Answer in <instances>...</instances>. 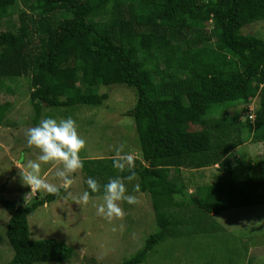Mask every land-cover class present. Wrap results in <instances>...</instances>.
I'll return each mask as SVG.
<instances>
[{"label":"trees","instance_id":"1","mask_svg":"<svg viewBox=\"0 0 264 264\" xmlns=\"http://www.w3.org/2000/svg\"><path fill=\"white\" fill-rule=\"evenodd\" d=\"M262 20L264 0H0V92L27 79L39 116L102 106L101 86L135 89L125 116L136 125L139 193L150 195L158 230L119 264H143L167 240L222 232L213 216L264 205V158L236 156L245 143H264V39L243 34ZM10 105L0 103V126ZM208 169L214 180L189 193L181 172ZM84 170L101 185L118 175L111 158L85 160ZM63 194L37 193L30 204L0 198L10 216L8 264L75 257L64 242L33 240L29 228V217Z\"/></svg>","mask_w":264,"mask_h":264},{"label":"rangeland","instance_id":"2","mask_svg":"<svg viewBox=\"0 0 264 264\" xmlns=\"http://www.w3.org/2000/svg\"><path fill=\"white\" fill-rule=\"evenodd\" d=\"M24 7V4L17 5V8ZM0 30H4V27ZM243 34L264 39V20L246 26ZM205 51L209 52L208 49ZM8 87L12 88L11 91L0 92V103L11 104L5 125L0 126V198L18 202L23 200L27 204L34 200V193L31 194V188L21 178L20 168L28 160H35L39 154L38 150L28 146L25 131L38 126L42 119L59 121L71 117L75 120L78 132L87 145L82 153L84 161L111 158L115 148L120 145H124L125 152L136 154V162L142 160L134 119L125 116L137 101L134 88L125 85L101 86L99 93L109 95L102 106L51 108L43 110L38 116L29 101L27 79L13 82ZM253 102L256 103V100ZM236 156L242 157L245 162H256L264 158V143H245L237 149ZM50 167L42 164V175L46 174L49 182L58 185L59 180ZM214 172L210 169L183 170L181 176L189 193H195L214 180ZM79 177V182L70 189L73 196L89 191L95 197L96 194L91 193L86 185L88 176L84 169ZM126 184L129 194L137 195L141 203H122L121 207L126 213L123 221L109 223L99 216L97 205L102 203L101 200L91 199L88 205H78L74 199L63 198L65 192L61 199L37 209L29 217L32 239L64 242L75 250V257L62 262L35 264H90L92 259L102 264H119L141 251L146 240L158 230L155 212L149 194L133 193L138 178ZM37 193L41 198L48 195ZM9 218L0 203V264H8L14 256L7 237ZM213 219L225 230L200 235L192 240H167L143 264H264V205L231 209L213 216ZM121 224L124 225L123 229L120 228Z\"/></svg>","mask_w":264,"mask_h":264},{"label":"clouds","instance_id":"3","mask_svg":"<svg viewBox=\"0 0 264 264\" xmlns=\"http://www.w3.org/2000/svg\"><path fill=\"white\" fill-rule=\"evenodd\" d=\"M25 136L30 148L38 150L35 160H28L20 168V175L25 185L31 188V194L36 192L61 196L64 190L65 199L71 198L78 205H88L91 199L102 201L97 205V214L109 223L114 220L123 221L125 211L122 203L139 205L141 200L137 195L129 194L127 183L137 180L136 154L132 151L125 152L124 145L115 148V154L111 157L113 167L119 173H127L126 176L117 175L101 185L96 179L88 178L86 183L89 191H84L79 196H73L70 189L79 182V174L84 169L82 153L86 150V141L78 132V125L71 117L59 121L47 118L42 119L38 126L26 129ZM50 165V171L59 180V184L51 183L47 175H42L41 165ZM134 193L140 192L139 184L133 186ZM121 224L120 228L123 229ZM115 231V228L113 229Z\"/></svg>","mask_w":264,"mask_h":264},{"label":"built area","instance_id":"4","mask_svg":"<svg viewBox=\"0 0 264 264\" xmlns=\"http://www.w3.org/2000/svg\"><path fill=\"white\" fill-rule=\"evenodd\" d=\"M254 110H255V107L252 105L250 107V113H249V116H250L251 119H254L255 118Z\"/></svg>","mask_w":264,"mask_h":264},{"label":"crops","instance_id":"5","mask_svg":"<svg viewBox=\"0 0 264 264\" xmlns=\"http://www.w3.org/2000/svg\"><path fill=\"white\" fill-rule=\"evenodd\" d=\"M32 191V190H31ZM36 193H34V195H35Z\"/></svg>","mask_w":264,"mask_h":264}]
</instances>
